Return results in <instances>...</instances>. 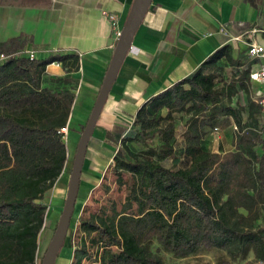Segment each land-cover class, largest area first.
<instances>
[{"label":"trees","instance_id":"16d2710c","mask_svg":"<svg viewBox=\"0 0 264 264\" xmlns=\"http://www.w3.org/2000/svg\"><path fill=\"white\" fill-rule=\"evenodd\" d=\"M25 43L20 37L0 43V51L9 55L0 65V264H37L45 198L68 157L59 130L68 124L75 98L74 88L43 86L42 81L52 60L69 70L80 66L74 53L30 58L21 52ZM222 58L240 64L224 45L137 110L134 127L110 164L113 183L124 195L114 197L103 175L107 196L100 204L93 198L83 204L74 222L69 264H164L150 246L153 239L180 257L219 248L229 259L218 264H264L260 106L248 94L247 70L217 78ZM240 91L247 93L246 106L233 103ZM175 112L188 116L180 143L183 164L170 167L152 156L158 152L156 141L164 154L174 152ZM224 116L236 125L234 147L210 150L203 140Z\"/></svg>","mask_w":264,"mask_h":264},{"label":"crops","instance_id":"0c3cea01","mask_svg":"<svg viewBox=\"0 0 264 264\" xmlns=\"http://www.w3.org/2000/svg\"><path fill=\"white\" fill-rule=\"evenodd\" d=\"M132 2L0 0V43L20 37L26 42L22 52H32L39 59L77 54L78 70H69L58 60L47 63L42 85L74 88V101L81 98V113L85 116L92 109L118 38L107 13L117 15L121 29ZM251 40L264 44V0H151L89 138L80 182L92 185L90 189L95 187L122 139L133 129L137 110L190 75L224 45L240 62L234 65L220 59L223 66L229 67L228 77L231 72L247 70L248 94L258 101L261 85L250 77V72L259 61L247 51ZM236 101L246 106L247 93L240 91L233 98V103ZM246 116L245 110L243 118ZM69 124L70 117L68 129ZM235 128L231 116L222 117L209 128L206 147L217 152L233 149ZM67 186L62 184V195Z\"/></svg>","mask_w":264,"mask_h":264},{"label":"rangeland","instance_id":"374dc122","mask_svg":"<svg viewBox=\"0 0 264 264\" xmlns=\"http://www.w3.org/2000/svg\"><path fill=\"white\" fill-rule=\"evenodd\" d=\"M230 73L229 67L227 65H224L220 69L219 75L222 77L227 78ZM254 94H258V87L256 84H254ZM244 99V94L242 95ZM81 98L76 99L73 102L72 108H71V116H70V124L69 129L65 138V143L67 147V161L66 166L63 169L62 175L58 179L57 185L55 184L54 189L52 193L45 198V201L47 202L48 209H47V215L45 218V222L42 225L41 231L38 235V255H37V264H40L41 259L43 257V254L46 250V247L53 235V231L55 229V225L58 221V218L60 216L61 210L63 208L64 200L66 194L62 195V184H67L69 181L70 171L73 163V158L75 155L76 146L78 143V140L80 138L81 129L82 126L86 123L89 111L85 116H82L81 113V105H80ZM166 109L163 108L160 110V114H165ZM175 122H176V141L174 146V152L171 154H164L161 150L160 144L158 141H156L157 144V150L158 152L152 156V158L156 161L162 162L167 166L170 167H176L181 166L183 164V154L181 152V145L182 142V131L184 129L185 120L188 116V114L184 112H175ZM150 128H153V123L149 125ZM210 131V130H209ZM208 131V132H209ZM209 135V134H208ZM207 137L203 140V144L205 141H207ZM131 148H135V146L130 143ZM144 146L137 148L143 149ZM105 179L103 180L106 183H109L111 185L110 192L114 197H119L124 195V189H118L117 186L113 183V172L111 169V166L106 169L105 171ZM100 183V182H99ZM96 184L95 187L90 189L92 185L86 184L84 182L79 183V189H78V195L76 199V204L73 212V218H72V224L69 227L67 236L65 238V241L62 245V247L59 250V254L56 258L55 264H68L71 261L72 258V250H73V244H72V237L74 232V222L76 217L80 214L81 209L83 207V204L88 202L90 198H93L94 200L97 199L96 204H100L104 198L107 196V194L102 189L103 182L100 184ZM90 189V190H89ZM260 222L264 224V212L260 218ZM150 246L152 250L163 260L164 264H218V262L222 258L229 259V256L223 249L219 248H199L194 252H191L190 254L186 256H176L172 252L167 251L159 246V244L156 242L155 239L152 240L150 243ZM252 254L249 253L247 258H251ZM83 264H90V261H84Z\"/></svg>","mask_w":264,"mask_h":264},{"label":"water","instance_id":"95a60500","mask_svg":"<svg viewBox=\"0 0 264 264\" xmlns=\"http://www.w3.org/2000/svg\"><path fill=\"white\" fill-rule=\"evenodd\" d=\"M150 2L151 0H133L128 15L122 25L102 84L85 126L81 131L73 158L63 208L40 264H55L59 250L65 241L76 204L80 175L89 138L124 57L131 48L134 34L140 25Z\"/></svg>","mask_w":264,"mask_h":264},{"label":"built area","instance_id":"2783aa9c","mask_svg":"<svg viewBox=\"0 0 264 264\" xmlns=\"http://www.w3.org/2000/svg\"><path fill=\"white\" fill-rule=\"evenodd\" d=\"M107 15L110 21L112 22V26L118 36L120 34L121 29L118 28L117 15L115 13H107ZM247 51L251 56L257 58L259 61L258 67L250 72V77L253 80L258 81L261 85V93L258 97V103L260 106V113H261L259 128L264 132V44L256 42L255 40H251L248 42ZM25 54L28 55L30 58H34V54L32 52H27ZM8 57H9L8 54L0 51V65L3 64ZM67 129L68 128L66 125V126H62L59 130L62 133L64 139L66 138L67 135Z\"/></svg>","mask_w":264,"mask_h":264}]
</instances>
